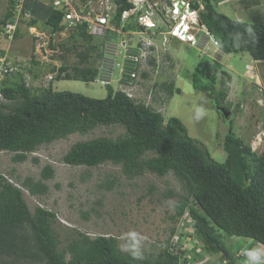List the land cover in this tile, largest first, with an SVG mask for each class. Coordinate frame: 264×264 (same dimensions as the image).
Instances as JSON below:
<instances>
[{
	"label": "rangeland",
	"instance_id": "374dc122",
	"mask_svg": "<svg viewBox=\"0 0 264 264\" xmlns=\"http://www.w3.org/2000/svg\"><path fill=\"white\" fill-rule=\"evenodd\" d=\"M70 1L77 10L90 1L86 16L94 22L97 17L109 12L101 7V0ZM144 1V6L147 3L150 5L139 12L136 8L130 11L122 24L113 22L110 29L93 34L84 20L83 23L71 21V27L52 32L46 21L55 8L49 2L29 0L17 22L16 38L4 52L8 56L20 55V60L36 55L34 84H31L36 93L44 87L40 79L49 74L56 75L51 82L54 90L70 91L96 99L108 96L109 85L116 90L124 88L136 102L152 107L162 113L166 120L179 118L196 143L220 163H225L227 159L224 141L229 134L242 139L251 148L255 147L258 139H262L261 145H264V97L259 87L251 82L253 73L246 62L249 55H224L209 37L197 35V32V44L191 46L175 28L177 22L171 14L172 0ZM212 2L219 12L236 19L238 15L234 9L237 6L251 4L257 7L260 0ZM137 3L140 4L139 1ZM9 5V0H0V21L9 10ZM111 5L112 1L109 2ZM142 14L148 17L145 15L140 20ZM33 19L37 20L35 26L30 25ZM65 25L70 24L66 22ZM129 25L134 28L124 29ZM18 58L10 59L15 61ZM202 60L218 63V89L223 80H228L227 74L230 76L224 101L227 117L213 106L214 101L208 94L194 89L193 73ZM84 67L97 71L93 82L70 80L66 78L68 71L58 72L64 68L73 73V68ZM9 80L14 81V78ZM15 80L14 83L19 81ZM170 84H174L177 89L173 96H169L165 89V85ZM197 108L205 110L200 119L196 118ZM125 133L120 125L99 126L86 134L76 132L66 139L40 146L28 154L27 160L22 163L15 161L14 153H0V176L22 189L30 211L34 213L36 208H43L56 214L53 227L61 252L67 251L72 240L80 234L91 239L98 236L116 237L124 253L138 254L139 258L146 255L147 258L157 259L169 247L172 230L179 225L177 218L176 221L171 218L176 216L175 205L179 201L177 193H181V185L172 174L161 177L146 171L129 178L120 165L110 162L86 167L71 166L63 160L76 143L101 137L117 139ZM256 146L259 149L263 147L260 143ZM47 166L52 167L55 173L52 179L44 181L48 191L43 195H31L23 186L24 180L33 178L38 181ZM169 192L175 195L169 196ZM131 233H135V236H131ZM221 234L223 245L235 264H247L245 252L249 249L259 247L264 251V246L252 244V240L224 232ZM183 241V247L188 248L187 259L192 261L197 252L204 253L202 244L194 242V238L189 240L185 237ZM206 258V264L227 262L222 259L221 253L205 255L203 260ZM1 264L28 263L6 259Z\"/></svg>",
	"mask_w": 264,
	"mask_h": 264
},
{
	"label": "trees",
	"instance_id": "16d2710c",
	"mask_svg": "<svg viewBox=\"0 0 264 264\" xmlns=\"http://www.w3.org/2000/svg\"><path fill=\"white\" fill-rule=\"evenodd\" d=\"M9 1L10 8L0 21V33L8 18L14 15L13 0ZM201 3L204 7L201 20L223 53L247 54L253 60L264 61V24L232 19L219 12L212 0ZM191 4L194 9L200 7L198 0ZM117 5L114 22L120 25L123 13L132 10L134 5L129 0H117ZM62 18L63 13L54 10L46 25L52 32H59L63 29ZM36 24V19L30 23ZM219 68L215 61L202 60L193 73L194 89L208 94L217 109L227 108L224 101L230 81L227 74L228 80H223L221 88H217ZM73 70L69 73L68 69L61 68L58 72L68 71L67 79L84 82H93L97 76V71L90 67ZM17 79L13 85L4 84L0 90L9 102H0V153H14L15 161L22 163L42 145L66 139L76 132L86 134L99 126L120 125L126 131L124 136L76 143L64 156V162L86 167L110 162L120 165L129 178L146 171L161 177L172 174L181 185V193H177L176 216L171 219L176 221L190 210L196 228L195 239L202 244L204 253L196 251L191 261L186 257L188 248L182 250V241L175 244L170 237L169 247L157 259L146 255L137 258L136 254L124 253L116 237L91 239L83 234L72 240L67 251L61 252L53 227L56 214L43 208H36L32 213L22 189L0 176V264L6 259L28 264H191L215 253H221L226 264H235L223 245L221 232L264 246V152L256 155L242 139L229 134L224 141L227 159L220 163L196 143L179 118L166 120L162 113L136 102L122 89L109 85L108 96L96 99L56 91L52 86L36 93L23 76ZM165 87L169 96L177 90L174 84ZM54 175L52 167L47 166L38 181L27 178L23 186L31 195H43L48 191L44 181ZM175 233L176 228L171 234Z\"/></svg>",
	"mask_w": 264,
	"mask_h": 264
},
{
	"label": "clouds",
	"instance_id": "9594fccd",
	"mask_svg": "<svg viewBox=\"0 0 264 264\" xmlns=\"http://www.w3.org/2000/svg\"><path fill=\"white\" fill-rule=\"evenodd\" d=\"M29 0H25V2L22 4V7H21V9L19 10L18 9V4H17V2L15 1V0H13V8H12V11L14 12V15L13 16H11L10 18H8V20L6 21V23L1 27V33H0V41L1 42H3V44L1 43L0 44V54L1 55H6L7 54V52H4L5 51V49H7L8 47H9V44L10 43H12L13 41H14V39L16 38V34H17V32H18V26H17V22L21 19V17H22V15H23V12H24V10H25V7H26V5H27V2H28ZM38 1H42V2H49L51 5H52V7L53 8H55V10L56 11H59V12H62L63 13V18H62V21H61V26L62 27H71V25H65L66 24V22L67 21H65V19H64V12L63 11H61L60 9H58V8H56L54 5H53V1L52 0H38ZM131 3H133V5H134V8L132 9V10H134L135 8L138 10V12L139 11H141V10H143V8H145V6H148V5H150L149 3H147L145 6H144V0H136V1H133V0H129ZM137 1H139L140 2V4H138L137 3ZM147 1H149V0H147ZM184 1H187V0H172V6H173V12L171 13L172 14V18H173V20H175L176 22H177V24H176V26H175V28H176V30H177V32H178V34H180V35H184V39L185 40H187L188 41V43H190V45L191 46H195L196 44H197V38H198V34H205L207 37H209L210 39H211V41L212 42H214L217 46H218V48H219V45L216 43V41H215V38H214V35L208 30V28L205 26V24L202 22V20H201V16H200V13H201V11H203L204 10V7H203V4L201 3L202 1H200V0H198V1H200V7H199V9H194L193 7H192V4H191V2L193 1V0H191L190 1V5L191 6H189V7H186L185 6V4H183V2ZM116 4H117V1H116ZM140 6V7H139ZM117 7H118V5H117ZM138 7V8H137ZM132 10H130V11H132ZM130 11H125L124 13H123V15H122V20H123V22H125L126 20H124V16L126 17V16H128L129 15V13H130ZM17 13H19V16L17 17ZM116 14H117V9H116ZM126 14H128V15H126ZM145 15L146 14H142V15H140V20L141 19H143L144 17H145ZM115 17H116V15H115ZM146 17H148L147 15H146ZM114 21H115V19H114ZM9 22H13V23H16V30H15V34H14V37H13V39L12 40H9V39H7L4 35H3V30H4V27L9 23ZM115 23V22H114ZM88 24V23H87ZM80 25V24H79ZM145 27L147 26L148 27V25H144ZM122 30H123V28H122ZM195 32H197V35L195 34ZM94 34V33H93ZM96 34H100V33H96ZM191 34V35H190ZM187 36L189 37V39H187ZM40 37H41V39H43V36H41L40 35ZM38 38V37H37ZM4 46H6V47H4ZM43 46H45V45H43ZM41 48L42 47H40L39 49H38V51L39 50H41ZM220 49V48H219ZM221 51V50H220ZM222 52V51H221ZM223 53V52H222ZM224 55H231V54H225L224 53ZM35 54H32L31 56H30V58L32 59L31 61H28V63H29V67H30V71L29 72H27L26 74H14V75H10V76H8L6 79H5V82L3 83V85H2V87L0 88V90L3 88V86H4V84H7V85H13L14 84V81H16L15 79H17L18 77L20 78V76H23L24 77V80H26V75H30V80H31V83H30V85H28V86H30V87H32V85L34 84H32V82H33V65H34V60H35ZM9 58H11V57H13V58H18V57H20V55H17V56H11L10 54H9V56H8ZM49 75H51V74H49ZM49 75H47V76H49ZM47 76H45V77H47ZM52 76H53V79L48 83V85H44L43 84V79L45 78V77H43V78H41L40 79V82H41V85H44V87L43 88H41L42 90L43 89H48V88H50L51 87V82L54 80V78H55V76L56 75H54V74H52ZM14 78V81H10L9 79H13ZM26 82H27V80H26ZM32 84V85H31ZM126 86V85H125ZM122 90H123V92L124 93H126L127 95H128V97H130V98H133L127 91H125L124 90V88H121ZM0 94L3 96V99L1 100L0 99V102H2V103H9L8 101H7V99L4 97V95L0 92ZM221 108H223V107H221ZM221 108H218L219 109V111H220V109ZM225 109V108H224ZM205 114V110L203 109V108H197L196 109V118L197 119H200L203 115ZM259 141H257V144L256 145H258V143H260V146H263L261 149H259V147H257L256 145H255V147H252V151H253V153H255L256 155H261L263 152H264V145H261V142H262V139H258ZM189 210V209H188ZM187 211V210H186ZM185 211V212H186ZM190 211V210H189ZM185 212H184V214H185ZM183 214V215H184ZM191 214V213H190ZM182 215V216H183ZM182 216L181 217H179L178 218V220H179V223L181 222V219H182ZM193 219V218H192ZM192 226V228H193V234L191 235V239L190 240H192L193 238H194V242H197L196 241V239H195V225H194V220H193V224L191 225ZM176 233H177V229H176ZM175 233V234H176ZM175 234L174 235H172V239H173V237L175 236ZM131 236H135V233H131L130 234ZM247 239V238H246ZM248 240H251V239H248ZM183 243V242H182ZM255 244V245H259V246H261V244L260 243H258V242H255V241H253L252 240V244ZM194 244V243H193ZM199 244V243H198ZM251 244V245H252ZM254 245V246H255ZM245 256H246V258H247V264H264V251H262V249L261 248H253V249H249V250H247L246 252H245ZM137 258H139V255L137 254ZM207 261H208V259L206 258L205 260H203V259H201V260H197V262H199L198 264H206L207 263ZM194 262H196V261H194ZM193 262V263H194Z\"/></svg>",
	"mask_w": 264,
	"mask_h": 264
},
{
	"label": "built area",
	"instance_id": "2783aa9c",
	"mask_svg": "<svg viewBox=\"0 0 264 264\" xmlns=\"http://www.w3.org/2000/svg\"><path fill=\"white\" fill-rule=\"evenodd\" d=\"M18 4V9L20 10L22 7V4L25 2V0H15ZM53 5L64 12V19L65 21L69 22L71 25V21L75 23H83V20L88 22V28L91 30L92 33H100L102 31L108 30L111 28V24L114 22L115 15H116V9H117V0H101L100 4L102 8L108 9L109 12L105 15H100L96 18V21L94 22L93 19H90L86 16V13L88 11L89 6L91 5V2L89 1L85 7L82 9H75L71 3L70 0H52ZM112 1V5L109 6V2ZM191 0L184 1L183 4H185L186 7L191 6L190 5ZM113 10V11H112ZM125 18V16H124ZM125 20V19H124ZM16 30V23L9 22L3 30V35L9 39L12 40L14 37V32ZM32 59L27 60H20L18 58L17 60L13 61L11 60L8 55H1L0 54V88L2 87L3 83L5 82V79L14 74H26L29 72L30 67L28 61H31ZM30 75H26L27 85H30ZM53 79L52 75H49L43 79V84L48 85V83ZM0 99H3V96L0 94ZM193 219L191 217L190 211L187 210L185 214L182 216L181 222L178 225L177 233L173 237V240L175 244L179 243L180 241L184 242V238L191 239V235L193 234ZM187 231V232H185ZM176 246V245H175ZM181 247V246H180ZM185 248L183 247L182 243V250Z\"/></svg>",
	"mask_w": 264,
	"mask_h": 264
},
{
	"label": "crops",
	"instance_id": "0c3cea01",
	"mask_svg": "<svg viewBox=\"0 0 264 264\" xmlns=\"http://www.w3.org/2000/svg\"><path fill=\"white\" fill-rule=\"evenodd\" d=\"M234 10L236 11L235 14L238 15L237 20L251 24H264V0H260L257 7L246 4L245 6H237ZM246 62L248 63V67H251V72L253 73L252 77H250L251 82L259 87L264 97V61L249 58ZM247 72L249 73L250 71Z\"/></svg>",
	"mask_w": 264,
	"mask_h": 264
},
{
	"label": "water",
	"instance_id": "95a60500",
	"mask_svg": "<svg viewBox=\"0 0 264 264\" xmlns=\"http://www.w3.org/2000/svg\"><path fill=\"white\" fill-rule=\"evenodd\" d=\"M220 111L223 112L224 115L227 117V114H225V111H226V110H225L224 108H221Z\"/></svg>",
	"mask_w": 264,
	"mask_h": 264
}]
</instances>
